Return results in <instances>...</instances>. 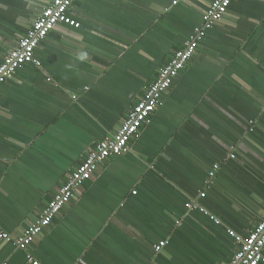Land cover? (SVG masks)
<instances>
[{
	"label": "crops",
	"instance_id": "crops-1",
	"mask_svg": "<svg viewBox=\"0 0 264 264\" xmlns=\"http://www.w3.org/2000/svg\"><path fill=\"white\" fill-rule=\"evenodd\" d=\"M51 1L0 0V63ZM212 2L76 0L80 28L56 25L37 64L0 85L2 231L19 236L116 134ZM129 149L99 165L26 251L0 240V264H227L238 248L228 232L244 238L264 219V0L231 2Z\"/></svg>",
	"mask_w": 264,
	"mask_h": 264
},
{
	"label": "built area",
	"instance_id": "built-area-1",
	"mask_svg": "<svg viewBox=\"0 0 264 264\" xmlns=\"http://www.w3.org/2000/svg\"><path fill=\"white\" fill-rule=\"evenodd\" d=\"M232 1L213 0L202 16L201 27L195 30L181 49L174 52L167 64L158 69L154 81L144 88L142 96L129 109L116 134L93 145L83 162L67 175L66 183L42 210L35 222L19 236L12 237L0 229L1 241L12 244L17 250L26 251L42 231L52 224L65 205L74 198L77 188L91 179L92 174L99 165L109 158L129 153L130 141L137 138L143 126L150 123L163 94L193 57L198 44L206 33L226 14ZM75 2L76 0H52L48 6L43 8L38 19L25 36L17 42L16 46L0 63V85L23 65L37 64L35 50L56 25L63 24L75 29L80 28V23L70 15ZM172 4L176 5L177 1ZM231 158L233 159L234 156L231 155ZM218 169L219 166L214 165L208 173L205 183L206 188L213 184ZM205 195L203 191L198 197L203 199ZM184 206L187 212L198 210L206 213L196 202H187ZM228 235L235 240L238 248L227 264H264V219L256 224L244 238L231 231L228 232ZM166 244L167 242H161L155 246V251H160ZM27 258L32 264H38L33 261L31 256L28 255Z\"/></svg>",
	"mask_w": 264,
	"mask_h": 264
},
{
	"label": "trees",
	"instance_id": "trees-1",
	"mask_svg": "<svg viewBox=\"0 0 264 264\" xmlns=\"http://www.w3.org/2000/svg\"><path fill=\"white\" fill-rule=\"evenodd\" d=\"M180 73V72H179ZM178 77V76H177ZM172 85V84H171ZM162 99V98H161Z\"/></svg>",
	"mask_w": 264,
	"mask_h": 264
}]
</instances>
